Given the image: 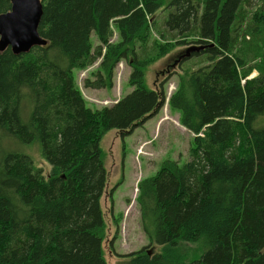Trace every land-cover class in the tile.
Listing matches in <instances>:
<instances>
[{"label": "trees", "instance_id": "obj_1", "mask_svg": "<svg viewBox=\"0 0 264 264\" xmlns=\"http://www.w3.org/2000/svg\"><path fill=\"white\" fill-rule=\"evenodd\" d=\"M11 6L0 0V15ZM42 6L38 32L47 45L0 52V264H106L101 141L112 130L123 140L162 109L172 69L156 86L146 72L179 48L168 106L194 135L190 161L166 159L139 182L142 229L161 250L120 255L121 264H264V0ZM190 44H206L191 56L208 65L185 68ZM122 62L134 90L111 107L90 108L75 71L98 63L85 88L112 90ZM35 142L52 167L48 178L8 148Z\"/></svg>", "mask_w": 264, "mask_h": 264}, {"label": "rangeland", "instance_id": "obj_2", "mask_svg": "<svg viewBox=\"0 0 264 264\" xmlns=\"http://www.w3.org/2000/svg\"><path fill=\"white\" fill-rule=\"evenodd\" d=\"M113 40H119L116 32ZM92 41L94 46L98 45L94 34ZM192 46H205L204 50L207 48L206 44H193ZM183 50L184 48L175 50L146 72V79H151L150 84L156 86L159 82L165 81L166 73H171L170 69H172L173 74L169 75L167 78L169 80L164 85L166 100L162 109L154 116L149 117L145 124L136 128L123 140L119 132L112 130L101 141L107 172V184L100 201L106 229V238L102 243L106 264H121L123 259L119 257L120 255H128L146 247H152L151 250L157 253L161 250L158 245H150L149 239L142 229L136 198L139 182L156 174L164 160L173 159L181 163L190 161L188 152L194 135L180 125L177 117L179 113L171 112L168 106V98L178 88L179 71L182 68L181 65H175L178 62L174 64V58L182 54ZM185 57L182 61L186 58L191 59L190 65L185 68L190 67L196 70L200 66L209 64L207 61L199 64L200 61H203L198 60L200 57ZM97 67L98 63L86 70L75 71L77 85L90 108L111 107L134 90L129 85L131 67L125 62L119 64L115 70L112 90L85 88V81L93 77L92 73L96 71ZM257 75V71H254L248 79ZM30 112L31 106L29 112L23 110L25 120L28 119ZM8 148L28 155L32 158L35 167L42 171L45 178L50 176L52 167L43 157L39 143H13L9 144ZM116 221L119 222L118 227L115 225ZM190 246L198 248L197 245ZM191 254L195 253L191 252Z\"/></svg>", "mask_w": 264, "mask_h": 264}, {"label": "water", "instance_id": "obj_3", "mask_svg": "<svg viewBox=\"0 0 264 264\" xmlns=\"http://www.w3.org/2000/svg\"><path fill=\"white\" fill-rule=\"evenodd\" d=\"M11 10L0 15V52L11 48L15 55L28 53L35 46H46L38 27L43 16L42 0H11ZM212 47L214 45H211ZM205 46H193V52L203 51Z\"/></svg>", "mask_w": 264, "mask_h": 264}, {"label": "crops", "instance_id": "obj_4", "mask_svg": "<svg viewBox=\"0 0 264 264\" xmlns=\"http://www.w3.org/2000/svg\"><path fill=\"white\" fill-rule=\"evenodd\" d=\"M177 117L179 118V115Z\"/></svg>", "mask_w": 264, "mask_h": 264}]
</instances>
